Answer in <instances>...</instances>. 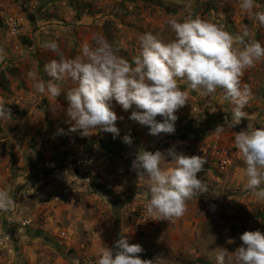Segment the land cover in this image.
<instances>
[{
	"label": "clouds",
	"instance_id": "1",
	"mask_svg": "<svg viewBox=\"0 0 264 264\" xmlns=\"http://www.w3.org/2000/svg\"><path fill=\"white\" fill-rule=\"evenodd\" d=\"M237 6L257 21V29L264 28V12L254 10L256 0H239ZM167 25L174 38L165 40L151 32L142 34L139 51L131 62L103 35L94 36L95 46L82 44L73 58L64 55L57 40H44L39 47L58 59L44 65V72L50 77L47 81L35 71L27 73L33 81L32 88L52 99L65 96L70 132L88 137L103 131L111 133L113 139L120 134L117 121L123 117L113 111L112 101L126 112L135 107L129 118L147 126L149 135L159 136L175 133V113L188 103V92L182 84L192 91L202 89L204 96L219 92L233 105L230 120L228 116L224 118L227 127L248 121L245 129L235 133L234 145L243 162L240 172L246 179L244 190L264 200V123L253 121L244 111L252 92L242 83L245 70L264 60V45L249 38L246 25L233 33L223 24L200 16H189L183 21L172 18ZM6 56L0 48V63ZM69 80L74 86L64 92L62 86ZM157 116L162 120L158 121ZM10 117V109L0 100V119ZM224 129L218 125L215 132L219 135ZM61 133L63 130H58ZM122 142L131 145L133 140L126 134ZM206 163L204 156L187 155L175 147L165 151L138 149L131 170L137 180L146 184L148 219H178L186 213L187 201L208 193V184L198 177ZM14 203L10 189L0 190V212L10 211ZM239 240L240 245L233 251L224 247L214 250L216 264H264V232L244 231ZM227 243L235 241L229 239ZM143 251L140 244L129 243L127 235L121 234L112 247L104 245L99 250L95 264H156L162 260L141 259L139 254ZM167 264L173 262L168 260Z\"/></svg>",
	"mask_w": 264,
	"mask_h": 264
},
{
	"label": "rangeland",
	"instance_id": "2",
	"mask_svg": "<svg viewBox=\"0 0 264 264\" xmlns=\"http://www.w3.org/2000/svg\"><path fill=\"white\" fill-rule=\"evenodd\" d=\"M218 1H226V6L239 3V0H214L210 6ZM146 2L71 0L70 7L81 11L89 6L96 15L100 9L106 8L100 16L107 22L102 27L103 33L109 41L114 36L118 38L119 28L123 30V43L116 46L120 54L131 62L139 51V37L146 32L156 35L160 30V27L152 30L147 26L150 19L162 18L153 14L152 11L157 9L146 6ZM32 3L33 0H0V28H6L8 21H17L23 16L30 22V15L36 13ZM256 3L262 5L254 10L264 12V0H256ZM160 7L165 16L173 11V6ZM238 11L239 14L235 10L233 14L228 12L231 18L226 21H229L226 30L236 33L246 25L249 38L264 45V28L257 29L256 20L240 8ZM120 21L125 27H118ZM14 40L21 45V38ZM242 83L247 84L252 92L244 111L253 121L264 123V60L245 70ZM73 86L67 83L63 91ZM48 103L43 99L38 106L44 108ZM226 107L229 108L227 112H231L233 105L227 102ZM56 108L64 109L59 104ZM112 109L118 117H123L117 121L119 129L142 126L138 122L135 126L136 121L129 118L135 107L126 112L112 101ZM27 128L25 132L21 131L19 138L9 141L10 150L0 154V190L10 189L15 201L10 211L0 212V217H3L0 219V264H77V261L79 264H95L99 250L104 245L112 247L121 234L127 235L129 243H138L144 249L140 242L144 234L136 227L143 222L140 221L145 208L129 203L137 199L138 193L143 196L146 187L137 185L140 180L131 170L132 161L118 159L119 150L115 149L113 139L106 137L103 131L81 137L78 132L69 131L70 124L65 120L58 123L46 121L40 126L35 122ZM61 129L66 132L58 134ZM64 161L63 166L58 165ZM236 167H243L239 154L231 165L232 169ZM248 194L252 197L250 192ZM250 200L240 203L233 217L227 218L226 221L231 222L228 228L217 223V236H221L219 241L234 239L233 244L240 245L239 236L244 231L259 229L264 232V201ZM175 231H178L177 227ZM22 239H25V244L19 241ZM161 239L164 241L155 243L158 245L156 248L144 249L139 254L140 258L154 259L161 253L164 258L156 264H167L168 260L173 264H209L197 257L199 252H195L193 242L182 247L179 242L183 239L177 234L163 235Z\"/></svg>",
	"mask_w": 264,
	"mask_h": 264
},
{
	"label": "crops",
	"instance_id": "3",
	"mask_svg": "<svg viewBox=\"0 0 264 264\" xmlns=\"http://www.w3.org/2000/svg\"><path fill=\"white\" fill-rule=\"evenodd\" d=\"M146 1H148L145 3L146 6H153L157 9L152 13L162 18L160 20L150 19L151 22L147 26H150L152 30L160 27L159 32L156 31V35L165 40L170 39L174 34L167 25V21L174 16L182 18L180 21L189 16L193 18L200 16L210 22L221 23L228 27L229 21H226L231 18L234 10L239 14V7L226 6V1L221 3L218 1L214 6H210L214 0ZM70 4L71 0H33L31 6L36 13L30 15V22L23 16L19 18L20 20L17 19L18 22L16 20L8 21L9 24L5 26L6 28H0V48H3L7 54L5 61L0 63V100L4 101L6 107L11 111L10 118L0 119V154L10 150L9 141L19 138L21 131L25 132L27 127L34 125L35 122L38 126L46 121L58 123L65 120L68 122L66 115L68 104L65 96L62 94L56 99H52L47 93H37L32 88L33 81L27 75L29 71H35L39 78L47 81L50 77L44 72V65L53 59H58L54 53L41 49L39 44L44 40L55 39L64 55L67 58H73L79 54L78 49L82 44L88 43L95 46L94 36L99 34L107 39L102 29L107 22L103 18L100 19V16L106 12V8L100 9L99 14L96 15L94 9L89 6L81 11H74ZM261 5V3H256V6ZM160 6H173V11L165 16V11L163 12ZM120 23L121 21L118 22V27H125ZM12 27L16 28L15 31L11 29ZM120 30L119 28L118 38L114 36L109 42L115 45L122 42L123 30ZM17 37L22 39L21 45L15 42L14 38L17 39ZM125 43L127 41H124ZM67 83L73 84L69 80L65 81L64 85L66 86ZM181 86L188 92V103L175 113L178 119L175 122L174 134L162 133L159 136H152L149 135L146 126L134 128L133 125L124 130L120 128V134L115 139L111 133L104 132V134L113 139L115 149L119 150L118 159H126L128 162L134 159L140 148L149 151H165L170 147H175L177 151H182L187 155L204 156L207 163L204 165V171L199 173L198 177L204 179L208 184V193L187 201L186 213L170 222L148 219L145 210H143V219L140 221L143 222L136 228L144 234L143 240L140 241L144 249L156 248L158 245L156 246L155 243L164 241L161 239L163 235L177 234L183 239L179 245L181 244L183 247L193 242L195 252H199L198 258L205 259L209 264H216L214 252L216 248L224 247L233 251L239 246L229 245L227 241H219L221 236H217V223L228 228L231 222L226 220L233 217V214L239 209L240 203L250 199V202L258 200L253 195L250 197L249 192L244 190L246 179L241 176L240 169L242 167L234 169L229 167L227 170L221 171L215 166L212 159L214 149L217 147L230 150L235 148V133L245 129L247 121L244 120L233 128L227 127L224 118L228 116L230 120V112H227L229 110L226 107L227 101L219 92L204 96L201 94L202 89L192 91L186 85L182 84ZM43 99H47L49 103L44 108H39L38 105L42 103ZM58 104L64 109H57ZM116 114L118 116V113ZM156 119L162 120L161 117ZM136 125H138L137 122H135ZM218 125L225 126L224 131L219 135L215 132ZM65 132L66 130L63 129V133ZM126 134L130 135L133 140L131 145L122 142V137ZM188 146L190 147L187 148ZM168 166L170 165L167 164L166 167ZM137 185L146 187L144 181L141 180ZM235 188H237L236 191ZM140 196L138 193L135 202L131 201L129 204L133 206L140 204L142 205L141 209L145 208L148 198L145 195L139 198ZM222 220L228 224L225 225ZM175 227L178 228V231H175ZM19 241L25 244V239Z\"/></svg>",
	"mask_w": 264,
	"mask_h": 264
},
{
	"label": "built area",
	"instance_id": "4",
	"mask_svg": "<svg viewBox=\"0 0 264 264\" xmlns=\"http://www.w3.org/2000/svg\"><path fill=\"white\" fill-rule=\"evenodd\" d=\"M14 31L16 28H13ZM239 154L236 147L234 149H226L222 147H217L214 149V152L212 154L213 163L215 166L221 170L225 171L229 167H231L234 158Z\"/></svg>",
	"mask_w": 264,
	"mask_h": 264
},
{
	"label": "flooded vegetation",
	"instance_id": "5",
	"mask_svg": "<svg viewBox=\"0 0 264 264\" xmlns=\"http://www.w3.org/2000/svg\"><path fill=\"white\" fill-rule=\"evenodd\" d=\"M64 163H65V161L64 162H60L58 165L59 166H63Z\"/></svg>",
	"mask_w": 264,
	"mask_h": 264
},
{
	"label": "water",
	"instance_id": "6",
	"mask_svg": "<svg viewBox=\"0 0 264 264\" xmlns=\"http://www.w3.org/2000/svg\"><path fill=\"white\" fill-rule=\"evenodd\" d=\"M159 257H160V258H164V256H163L161 253L159 254Z\"/></svg>",
	"mask_w": 264,
	"mask_h": 264
}]
</instances>
